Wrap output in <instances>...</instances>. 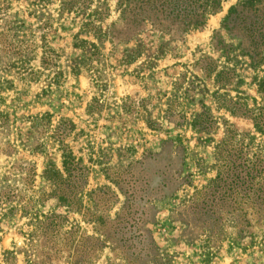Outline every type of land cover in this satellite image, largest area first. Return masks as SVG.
<instances>
[{
	"label": "rangeland",
	"instance_id": "obj_1",
	"mask_svg": "<svg viewBox=\"0 0 264 264\" xmlns=\"http://www.w3.org/2000/svg\"><path fill=\"white\" fill-rule=\"evenodd\" d=\"M125 1L0 0V264H264V0Z\"/></svg>",
	"mask_w": 264,
	"mask_h": 264
},
{
	"label": "trees",
	"instance_id": "obj_2",
	"mask_svg": "<svg viewBox=\"0 0 264 264\" xmlns=\"http://www.w3.org/2000/svg\"><path fill=\"white\" fill-rule=\"evenodd\" d=\"M133 1H135V0H126L125 1L126 2V9H123L124 16L126 15L127 12L129 13L131 11V9H132V3L131 2H133ZM206 1L209 2V4L205 5V10H206L205 11V16H206V14H210V13L215 12L219 8V6H220V0H206ZM141 2H144V0H142ZM195 2H196V0H195ZM251 3H252V0H242L240 2L241 9H243L247 5H250ZM70 5H71V2H69V1H63L62 2V7L63 8L66 7V8H69L70 9ZM234 11H236V9L232 8V12H234ZM205 16L202 15L200 19H196V18H192L191 17L190 22L188 23L190 25L189 27H191V28H197V27L202 26L204 24ZM40 39L42 41H45V34H43L40 37ZM45 52L46 51L44 50V53ZM44 60H45V58L44 59L42 58V64L45 63ZM259 85H260V88L263 90L264 89V79H262V81L260 82ZM72 162H74V158H73L71 152L70 153L67 152L64 155V161H63L64 167H69V165H71ZM51 172L54 173V174H57L58 173V171H54V170L53 171L51 170ZM54 179H52V181ZM55 182H57V181H55Z\"/></svg>",
	"mask_w": 264,
	"mask_h": 264
}]
</instances>
